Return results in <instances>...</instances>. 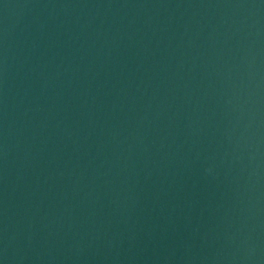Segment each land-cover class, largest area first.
<instances>
[{
    "label": "water",
    "instance_id": "water-1",
    "mask_svg": "<svg viewBox=\"0 0 264 264\" xmlns=\"http://www.w3.org/2000/svg\"><path fill=\"white\" fill-rule=\"evenodd\" d=\"M0 264H264V0H0Z\"/></svg>",
    "mask_w": 264,
    "mask_h": 264
}]
</instances>
